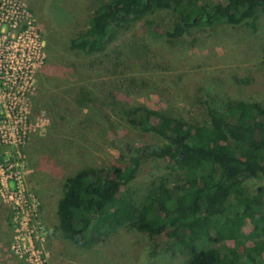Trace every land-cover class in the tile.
Here are the masks:
<instances>
[{
    "label": "rangeland",
    "instance_id": "obj_1",
    "mask_svg": "<svg viewBox=\"0 0 264 264\" xmlns=\"http://www.w3.org/2000/svg\"><path fill=\"white\" fill-rule=\"evenodd\" d=\"M98 1L107 0H0V264H181L163 235L120 230L89 249L51 237L63 179L162 145L122 110L140 105L201 124L206 104L264 105L263 14L169 42L176 17L155 11L121 28L103 55L70 51ZM153 165L145 159L131 182L138 195L154 180ZM260 185L244 183L249 191ZM251 229L245 223L241 232ZM224 246L232 242L213 247Z\"/></svg>",
    "mask_w": 264,
    "mask_h": 264
},
{
    "label": "trees",
    "instance_id": "obj_2",
    "mask_svg": "<svg viewBox=\"0 0 264 264\" xmlns=\"http://www.w3.org/2000/svg\"><path fill=\"white\" fill-rule=\"evenodd\" d=\"M155 11L176 17L165 32L170 42L195 27L245 24L264 15V0L98 1L87 29L68 49L103 55L121 28ZM122 111L128 124L162 145L148 153L135 148L108 168L85 167L64 178L50 236L89 249L120 230L149 239L163 235L184 256L181 264H264V105L233 99L206 104L201 124L140 105ZM145 159L154 161V180L138 195L130 184ZM249 180L261 185L249 191ZM245 223L252 229L242 234ZM225 241L232 246L213 247Z\"/></svg>",
    "mask_w": 264,
    "mask_h": 264
}]
</instances>
